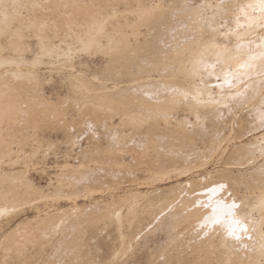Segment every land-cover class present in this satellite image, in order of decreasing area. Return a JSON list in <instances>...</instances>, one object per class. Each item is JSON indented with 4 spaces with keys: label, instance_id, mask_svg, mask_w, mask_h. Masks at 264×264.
Listing matches in <instances>:
<instances>
[{
    "label": "rangeland",
    "instance_id": "374dc122",
    "mask_svg": "<svg viewBox=\"0 0 264 264\" xmlns=\"http://www.w3.org/2000/svg\"><path fill=\"white\" fill-rule=\"evenodd\" d=\"M10 1H12L13 7L8 0H0V55L6 59L15 58L17 60L11 65L12 68L13 66L16 69L20 68L21 72V75L15 78V82L25 83L23 87L18 83L22 88L18 86L20 89H17V93L19 91V100L23 102L16 121L19 130L16 138L21 160L16 169L25 178L23 177L19 180L20 182L15 183L21 192L18 198L0 196V264H100L101 261L104 264L111 261V264H132L133 261L137 262L138 255L141 258L139 264H146L147 260L141 254L148 252L164 256L163 258H153L160 261L161 264H228L229 260L226 258L203 260L193 258L195 257V249L186 246L184 241L168 244L148 242V249L146 248L144 251L134 246L128 247L125 244L121 246L120 241L123 234H121L120 228L124 232L126 228L120 227L119 221L120 219L126 220L124 218L128 215V211L139 205L138 199L130 191L135 189L146 195L160 190L157 194L162 203L171 204L174 198L184 201L181 206L180 204L175 205V211L178 215L175 220L184 222L186 218H190L189 215L192 217L193 226L189 227L184 237V240H189V243L192 241L194 244L192 247L200 242L199 239L206 238L209 239L210 245H230L231 248L240 246L244 242L248 243L250 239H252L251 242L253 241L255 234L252 231L254 229L251 228L250 230L249 225L247 228L243 227L241 231H237L238 235L235 232L237 241L234 235L232 236L234 239H231L234 241L233 243L224 241V238L229 234L223 231L225 229L223 226L221 227L220 223L228 220V218H230L228 220L230 223L241 222L242 220H244L242 222H246L248 221V217H246L248 214L257 218L260 215L258 208L261 205H263L261 213H264V179L257 178L255 176L257 170L253 171V167L256 166L259 173L264 174V0H83L81 4L85 2L87 8L97 9L105 13L93 24L81 17L71 19V21L65 18L61 19L62 16L66 17L64 15L68 14L64 11L70 7V0H25L22 3H19L21 0L19 2L18 0ZM30 1L31 3L33 1L32 5H35L29 4L28 6L27 3ZM45 1H47V5ZM55 1H58L59 3H57L61 6L53 5ZM76 1L79 2L80 0ZM6 2L10 6L6 5ZM72 2L75 5V0ZM14 3L18 5L14 6ZM42 3L46 6H43ZM52 5L54 9L59 6L61 11L58 12V8L52 10ZM34 6L37 10L33 8ZM183 6L198 7L200 15L202 18L204 17L200 22L201 28L206 30L203 38L207 36L205 39L208 40L209 36V40L212 38L216 40L207 43L206 46H210L211 49L201 48L198 53H226L215 61L218 73V77L215 79L220 83V87L212 88V92L200 90L197 97L191 94L192 90L188 87L182 90L190 97V101L205 104L207 109L205 108L201 113L194 112L185 103H173L168 106L167 110L157 112L154 115L165 120L169 119L174 126H178L180 123L188 126L189 129H193L203 120L207 125L205 117L210 112L209 110L216 109L219 111L222 124L215 129V136H219L221 148L212 149L204 139L196 142L198 149H192L187 145L176 148L177 153L182 156L181 159L167 163L163 172V174L169 173L172 178L165 182L155 181L157 187L153 188V185L148 186L146 183L149 178L147 176V164L161 160L162 154H152V148L148 146L147 134L141 131L143 134L140 135V132L136 131L141 124L139 122L133 123V120L129 121L126 118L128 117L127 114L121 113V111L125 112L129 108L128 100L122 102L108 100L105 98L107 95L104 94L108 93L105 91L107 90L106 87L112 91L113 86L116 88L124 87L128 83L124 85L126 82H114L115 80L109 72H106L110 61L108 53L84 48V42L81 39L84 36V30H103V28L110 26V28H117L118 25H110L106 19L120 15L125 27L121 24L118 28L128 31L132 44L138 42L141 45L146 41V36L143 34L148 31L146 29L147 23L142 24L144 27L139 26L142 35L137 36L138 39L131 35L132 26L125 23V16L130 20L134 18L137 20L143 13L151 11V13L154 12L158 15L162 8H165L168 11L164 13L168 17L174 18V14L169 11L170 8L175 7L178 10ZM29 8L32 9L33 14L36 13L42 20V22L38 20V23L40 22L38 25L36 22L38 17L33 16ZM18 10L20 14L23 11L21 14L23 18L17 15ZM29 10L30 12H28ZM36 11H42V16L40 12ZM204 11L208 14L203 13ZM44 12L49 14L45 13L43 16ZM26 13L30 14L28 15L31 18L30 21L28 17L25 18ZM12 14H14L13 17ZM57 18H60L62 22ZM57 21H60L61 25ZM173 22L176 23L177 20ZM30 23L33 24L30 25ZM70 23L71 26H68ZM212 26H215L214 29L210 28ZM68 27H71V30ZM76 28L81 29V31L77 33ZM195 29L197 30V27ZM211 30L215 32L213 33ZM219 31L220 34H218ZM103 34L99 37H104L105 34ZM104 38H101V42L103 45L105 43L104 46L102 45L105 50L108 40L107 37ZM75 40H80L79 44ZM124 42L119 44H124ZM80 45H83V49ZM142 46L140 47L143 48ZM224 47L230 49L219 50ZM46 49L49 51L44 52ZM50 49L52 53H50ZM245 49L250 50L247 53H257L250 56L255 60L253 68L257 70L255 73L258 79L257 83H250L248 78H244L247 70L243 66V61L246 58ZM56 51L60 54L55 55ZM227 53L245 54L238 62L227 59ZM51 55L56 57H51ZM57 58L61 59L58 60ZM94 67H99V70ZM150 72L149 68L139 71L141 75H147ZM178 76L179 74H176L175 79ZM170 77L174 78L172 74ZM20 80L25 82L22 81L23 83H21ZM97 93L103 94L101 99H98L101 96ZM91 95L94 96L92 99H90ZM110 95L112 94L107 97ZM109 104L120 113L117 114ZM143 124H147V122L145 121ZM163 124L165 125V122L162 121L161 125ZM236 143L249 145L244 151H234L232 148ZM229 144L230 146L226 148ZM2 162V157H0V166L4 164ZM115 166L120 167L116 174H113V177L109 175V168ZM138 180L140 184L138 182L131 184L132 181ZM91 182L93 184H90ZM12 184L6 182L4 186L12 187L14 185ZM120 185L123 186L120 187ZM187 188H190L191 191L189 192ZM200 194L202 198L204 196L205 198L198 202L189 200L190 195ZM68 196L78 197L77 202L82 209L76 214L71 211L70 206L73 202ZM221 197L222 200H220ZM111 198H114V201L121 199V204H114L115 209ZM110 200H112L110 205L100 206L98 204L108 203ZM205 202L209 203L210 206ZM123 203L125 207L122 205ZM232 203L238 204L237 209L241 212L239 214L248 213L244 216L246 220L241 219L243 215L240 217L241 221L240 219L237 220L239 217L235 216L236 213L228 209ZM120 205L124 208L121 209ZM56 206L62 207L61 210L69 214L67 213L62 218L50 217L34 220L32 223L21 227L19 232L11 233L12 228L27 217L44 215L49 210H54ZM117 206L120 210L118 209L116 212ZM38 207L40 208L37 210ZM200 209L206 214L197 222L196 215L192 216V214L195 211L200 212ZM113 210L115 211L113 212ZM116 214L121 215L117 217ZM226 214L228 218L225 217ZM232 216L236 218L233 219ZM82 219L89 220L84 227L88 230L85 232V238L89 247L79 239L73 243L76 238L75 235L78 232L81 234L82 225L81 227L78 226L79 228L74 227V230L78 228L77 231L70 232V234H74V237L73 235L72 237L64 236L69 233V229L74 231L72 226ZM98 220L100 221L98 222ZM170 220V216L166 215L164 221ZM90 223L91 227H89ZM261 228L264 230V223ZM243 229L244 231L241 233ZM204 230L209 232L204 233ZM245 234L252 236V238L248 235L245 236ZM160 235L166 239L168 237L166 233H162V230H157L147 234L146 240ZM238 236L242 239H238ZM192 237L193 240H191ZM243 237L248 239L245 238V240ZM66 241L69 242L66 243ZM102 242L107 244H102ZM166 245L174 248L170 250ZM74 246L77 249L74 250ZM75 252L76 254H74ZM258 260L259 264H264V253L259 254ZM234 263L253 264L254 259L250 255L237 259Z\"/></svg>",
    "mask_w": 264,
    "mask_h": 264
},
{
    "label": "bare ground",
    "instance_id": "6f19581e",
    "mask_svg": "<svg viewBox=\"0 0 264 264\" xmlns=\"http://www.w3.org/2000/svg\"><path fill=\"white\" fill-rule=\"evenodd\" d=\"M19 1L20 0H18V2ZM22 1H25V0H21V2H19V3H22ZM52 1H54V0H52ZM70 1H71L70 7L66 8V9L64 8L66 11L68 9V12L64 11L65 13H68L67 14L68 16L67 15H64L66 17L62 16V18H61L62 20H63V18H65V19L71 21V19L81 17V18L87 20L88 23L91 22V24H93L96 19L101 18L103 16L104 12L97 10V9L87 8L85 6V2H84V4L83 3L81 4V2L83 0L79 1L80 4H78L79 2L75 0V5L72 2V0H70ZM95 1H97V0H95ZM8 2L11 3L12 1L8 0ZM45 2L47 5V1H45ZM57 2L58 1L53 2V5L56 6L59 3V2L58 3ZM76 2L78 5L76 4ZM32 3H33V1H32ZM32 3L30 1V3H27V4L29 6V4L32 5ZM200 3H202V2H200ZM12 4L13 3H11V7H13ZM42 4H43V6H46V5H44V3H42ZM6 5H9V3L7 4V2H6ZM15 5H18V4L14 3V6ZM33 5H35V4H33ZM49 5H51V4L49 3ZM53 5L51 6L52 10L54 9ZM58 5L61 6V4H58ZM19 6H21V5H19ZM59 6H57L55 9H57ZM184 6L178 10L175 7L170 8L169 11H171V13L174 14V16H173L174 18L168 17L164 13V12L168 11V9H165V8H162V10L158 13V15H156L154 12L151 13V11L143 13L142 16L137 20L135 18L130 20L127 16H125V21H126L125 23L127 25L132 26L131 35H134L136 37L142 35V32L140 31L139 26L141 25L144 27V25H142V24L147 23L146 29L148 31H146V33H148V34H146V33L143 34L146 36V38H145L146 41L144 40L145 41L144 43H146L145 45H143L144 43H141V45L138 42H137L138 45L135 43L136 41H139L138 37H137L138 39H136V41L134 42L135 44H132L130 42V36H129L128 31H125L126 29H123V30L119 29L120 28L119 26H121V24H123L121 21L123 18L120 15L114 16V17H107V19H106L107 21H109L108 23L110 25L111 24L118 25L119 28L118 27L117 28L116 27L110 28L111 27L110 26V27L103 28V30L102 29H88L86 31L84 30L83 31L84 36L81 39L82 42H84V44L82 43L84 45V48L94 49L96 51H103L105 53H108V55L110 56V58H109L110 61H109V66L106 69V72L107 71L109 72L110 76L113 78V80H115L114 82H121V83L126 82L124 85H126L128 83L124 87L116 88L113 86L112 91L109 89V87H106L107 90H105V91H107L109 94H112V95H110L111 97L110 96L107 97L109 94L104 93L105 95H107V96H105V95L104 96L108 100H115L117 102H119V101L122 102L124 100L125 101L128 100L127 102H128L129 108L125 112L121 111V113H125L128 116V117H126L124 114V118L125 117L128 118L129 121L133 120V123L139 122L141 124L138 127L140 130L136 129V131H139L140 135L143 134V133H141V131H143V132H145V134H147L146 137L148 138V142H149L148 146H151L152 154H159V153L162 154L161 160H159V161L155 160V161L147 164V167H148V175L147 176H149V178H148V182H146V183L148 184V186L153 185L152 186L153 188L157 187V184H156L157 182H155V181L159 180L161 182H163V181L165 182V181L172 178V176L169 175V173L163 174V172H164V169L166 168L167 163H169V162L172 163L173 161H178L179 159H181L182 156L177 153L176 148H181L182 146L187 145V146L191 147L192 149H196L198 147L197 146L198 143L196 144V142L199 141L200 139H204V141H206L212 149L213 148H216V149L221 148V145L219 144L220 141L218 140L219 136H215V132H216L215 129L217 127L219 128V126L222 124L221 120H220V116H219V111L216 109L215 110L214 109L209 110L210 112H208L207 117H205L207 120V123H208L207 125L205 124V120H203L202 123L197 124V126H195L193 129H189L188 126L180 124V123L178 125L179 127L177 125L174 126L172 123H170L171 121L169 119L165 120V119L159 117L158 115H154L157 112L167 110L169 108L168 106L172 105L173 103H176V104L177 103H180V104L185 103V105L189 106L191 108V110H193L194 112L201 113L206 108L205 104L201 103V102L200 103H197V102L194 103V102L190 101V99H189L190 97H188L187 93H184L182 90L185 87H188L190 90H192L191 94L195 95V97H197L198 91H200V90L206 91V92H212V88L214 89V87L215 88L220 87V83L218 82V80L215 79L218 77L215 61L218 60V58L220 56H223L226 53H204V54L198 53L199 49H201V48L211 49L210 46H206L207 43H209L211 41H216V40L213 38L209 40V38H210L209 36H208V40H206L207 36L203 38V36L206 34V32H205L206 30L201 28V26H200L201 25L200 22L202 21V19L204 17L202 18V16L200 15L198 7H197L198 5L196 7L195 6L184 7ZM26 8H28V7H26ZM33 8H35V6ZM10 9H12V8H10ZM16 9H17V7L15 8V10ZM24 9H25V7H24ZM29 9H31V8H29ZM42 9H43V7H42ZM38 10H40V9H38ZM57 10H58V12H59V10L61 11L60 8H58ZM12 12H13V10H12ZM15 12L17 13V11H15ZM15 12H14V14H15ZM28 12H30V10ZM36 12H40V14L42 16V13H41L42 11H36ZM46 12H48V11H46ZM46 12H44L43 16L45 15ZM22 13H23V11L21 12V14ZM30 13H32V9H31ZM203 13H207V12L204 11ZM14 14H12L11 16L13 17ZM21 14L18 10L17 15L21 16ZM28 15H30V14L28 13L27 16L25 15V18L28 17V19L30 21L31 18H29L30 16H28ZM32 15L33 16L35 15L36 17H38L36 13H34V14L32 13ZM51 15H53V13H51ZM55 15H57V14L55 13ZM16 17H18V16H16ZM21 17L23 18V16H21ZM21 17H20V19H22ZM34 18L35 17H33V19ZM33 19H32V21L34 23V20H36V19H34V20ZM41 19H42V17H41ZM57 19L60 20V18H57ZM22 20H24V19H22ZM38 20H40L39 17L37 18V21H36L37 25L40 23V22L38 23ZM62 20H60V21L62 22ZM174 20H177V22L174 23L173 22ZM40 21L42 22V20H40ZM60 21H57V22L60 23V25H61ZM57 22H55V24H57ZM32 24L30 23V25H32ZM124 25L125 24H123V26ZM68 26H71V23L68 24ZM195 27H197V30L195 29ZM213 27H215V26H212L210 28L214 29ZM58 28L60 29V27H58ZM68 28L71 30V27H68ZM55 31L58 32V30H55ZM75 31L78 33L81 31V29L76 28ZM211 31H213V30H211ZM187 32H189V33H187ZM214 32L215 31H213V33ZM102 34L104 35V37H107V40H108V42L106 41L107 47L105 48V50L103 49V47H102L103 44L101 42V38L102 39H105V38L103 36L101 38L99 37ZM211 34H212V32H211ZM218 34H220V31ZM38 35H41V34H38ZM212 35H210V36L212 37ZM145 36H143V37H145ZM75 41H77L76 43L79 44L80 40L79 41L75 40ZM122 42H124V44H119ZM83 45L82 46L80 45L81 48L83 47ZM104 45H105V43H104ZM140 46H142L143 48H141ZM70 48H69V50H70ZM63 49L66 50L64 47H63ZM228 49H230V48L224 47V48H221L219 50H228ZM47 50L49 51V49H46L44 52H48ZM84 50H86V49H84ZM245 50H246V54L245 53H227L228 54L227 59H229L230 61L236 60V61L240 62L241 59L244 57L243 54H245L246 58L243 61V66H245V68L247 70H246V73L244 75V78L245 77L248 78L247 80L250 81V83H257L258 79H257V76L255 75L257 70L253 68L254 64H255V60L250 57L251 55H254L257 53H247L250 50H248V49H245ZM50 53H52V50ZM50 53H48V54H50ZM56 54H60V52L57 53V51H56L55 55ZM61 54L63 55V53H61ZM69 54H71V53H69ZM54 56L51 55V57H54ZM68 57H70V56H68ZM57 59L60 60L61 58L60 59L57 58ZM67 60H69V59H67ZM67 60H65V61H67ZM9 61L11 62V64ZM16 61L17 60L15 58L14 59H10V58L6 59L2 55H0V157H2V160H3L2 163H4L3 165L0 166V196H2L3 198L9 197L12 199L18 198L19 195L21 194L20 188L16 187L15 183H17L20 179H23V177H24L16 169V167L19 165V163L21 161L20 160V154H19L20 152L18 151V142H17V138H16L19 134V130L17 129L18 125H17L16 121L18 118L17 116L20 114V109L22 107L21 103L23 102V101L21 102L19 100L20 99L19 98L20 93H19V91L17 93V89L19 90L20 88H18V86L22 85V87H23V85L25 83L20 84L19 81H16L17 83L15 82V78H17L18 76L21 75V72L19 70L20 68L16 69V67H14V66H13V68L11 67L12 62H16ZM22 61H24V60H22ZM24 62H26V61H24ZM6 65H9V66H6ZM73 65H74V63H73ZM98 68H95V69H98ZM145 68H149L151 72L147 75H141L139 73V71H142L143 69L145 70ZM171 74L173 77L176 74L177 75L179 74V76H178L179 78L178 77L176 79H175V77L172 78V77H170ZM73 76H75V75H73ZM198 77H199V79H197ZM22 81L25 82L24 80H20L21 83H23ZM18 83L20 85H18ZM104 89H105V87H104ZM102 91H101V93H102ZM20 92L22 93V91H20ZM98 95L101 96L103 94H101V95L98 94ZM95 96H97V95H95ZM93 97L91 95V98L90 97L89 98L92 99ZM99 98L101 99L102 96L98 97V99ZM95 99H97V98H95ZM103 100H104V98H103ZM115 104H113V105H115ZM109 105H110V107H112L111 104H109ZM112 109H114V111H115L114 106L112 107ZM115 112H117V109ZM119 113L120 112H117V114H119ZM145 121L147 122V124H143ZM162 121H163V123L165 122V125L164 124L161 125ZM124 122H125V120H124ZM241 122H243V120H241ZM241 122H240V124H241ZM4 123H5V125H4ZM204 141L202 140V142H204ZM202 142H200V143H202ZM248 145L249 144L242 145L240 143H236L235 145H233L232 149L234 151H244L246 146H248ZM228 146H230V144L227 145L226 148H228ZM119 167L120 166H115L114 168H109V172H110L109 175L110 176L112 175L114 177L113 174H116ZM253 168H254L253 171L257 170L255 172V173H257L255 176L257 178L264 179V174L259 173L258 167L255 166ZM210 174H211V172H210ZM6 182L13 183L14 185L12 184L13 185L12 187L4 186ZM137 182L140 184L139 180L138 181H132L131 184H136ZM90 184H93V182H91ZM144 185H146V184H144ZM194 185L197 186V184H194ZM121 186H123V185H120V187ZM129 186H131V185H129ZM133 187H135V186H133ZM136 188L139 189L138 187H136ZM183 189H186V188H183ZM211 189L213 191L212 187H211ZM187 190L189 192L191 191L190 188H187ZM214 191H216V190L214 189ZM130 192L134 193L135 197L138 199L137 202H139V205L138 206L136 205V207H134L133 210L128 211V215L126 216V218H124L126 220L120 219V221H119L120 227H124V229L126 228L125 232L121 231V228H120V232H121V234H123V238L120 241L121 246H123L125 244L128 247L134 246V247L140 248L142 251H144V250H146V248L148 249V245H147L148 242H152V243L160 242L162 244H168V243H173V242L184 241L186 246L188 245L191 248L195 249L194 250L195 257H193L195 259L203 260V259H209V258H212V259L213 258H218V259L226 258L227 260H229L227 262L228 264H236L234 262L237 259H242L243 257H247V256L251 255L254 259L253 264H259L258 256L260 253H264V230L261 228V225L264 223V213H261L263 210V205H261L258 208V210L260 211L259 217L253 218L252 215L245 212V215L246 214L249 215V216L248 215L246 216V217H248L247 218L248 221L242 222L244 220L241 221V219L244 218L246 220V218L244 217L245 215L239 214L241 212H239L237 209L238 204H233L236 202L232 201L233 203L229 206L228 209L231 211H234L236 213L235 216L237 215L239 217L238 218L236 216L238 218L237 220H239L241 215H243L242 218L240 219L241 222H239V223H236V221H235V223H230V221L228 222V220L230 218H228L227 214H226L225 217H227L228 220H226V221L224 220L223 223H220L221 227L223 226V228L225 229V230H223V229L222 230L229 234L228 236H226L224 238V241H228V242L233 243L234 241H231L232 236L234 235V237L235 236L237 237V235H238L237 231L239 232V230L241 231V229L243 227L247 228V226L249 225L250 230H251V228L254 229L252 232H254V234H255V237H254L252 242L250 241L252 239H250L248 241V243L244 242V243H241L240 246L237 245L238 247L235 246V248L234 247L231 248L230 245H228V246L227 245H223V246L222 245L221 246L210 245L209 239L206 238V239H199L200 242L198 244L196 243L197 245L195 247H192V245H194V244H192V241H191V243H189V240H184L185 234L189 230V227L193 226L194 222L192 221V217L189 215L190 218H186V220L184 222H179L178 220H175V218L178 217V215L175 211V209H176L175 205L176 204H180V206L183 205L184 204L183 200L179 201V200H177V198H174V201L171 204H169V203L165 204V203L160 202L159 195L157 194V192H160V190L150 192L146 195L143 192L135 190V189H134V191H130ZM155 193H156V196H154ZM89 196H86V197H89ZM68 197L73 202L72 205L70 206L71 211L73 212V214H76L77 211L82 209V208H80V204H78V202H77L78 197L77 196L76 197L68 196ZM189 197H191V198H189V200H193L194 202H198V201H200V199L205 198V196L202 198L201 194L200 195H192V196L190 195ZM112 200H113L112 204H113L114 209H115V205H116L115 203H117V205H119V203L121 204V199L114 201V198H113ZM112 200H110V202H108V203H103V204L98 203V204L100 206H103L104 204L110 205ZM205 200H208V199H205ZM213 200H215V199H213ZM220 200H222V197L220 198ZM220 200H219V202H220ZM224 201H226V200H224ZM205 203H207V202H205ZM208 204L209 203H207V205ZM58 205H59V203H58ZM122 205H124V203ZM209 206H210V204H209ZM212 206H214V205H212ZM48 207L50 209V206H48ZM52 207H53V205H52ZM56 207L54 208V210L48 209L49 211L47 213H45L44 215H37L36 214L37 216L34 215L33 217H30V218L27 217V219L19 222L15 227H13L11 233L15 234V233L19 232L21 227H23L24 225L32 223L34 220H40V219L42 220V219H46V218H50V217L51 218L52 217L62 218V217L67 215L68 212L66 213L63 210H61L62 207L61 208L60 207L56 208ZM117 207H116V212L119 209V206H117ZM120 207L122 209L123 206L120 205ZM124 207H125V205H124ZM39 208L40 207H38L37 210ZM204 208H206V207H204ZM211 209H212V207H211ZM34 210H36V209H34ZM65 210H67V209H65ZM221 210H224V209H221ZM114 211L115 210H113V212ZM44 212H46V211H44ZM205 214L203 213L202 209H200V212L195 211L192 214V216L196 215V221L198 222L199 220H201V218H203L205 216ZM116 215H118V214H116ZM120 215H118L117 217H119ZM166 215L170 216V218H171L170 221H164V218L166 217ZM229 215H231V214H229ZM235 216H234V218L232 216V218L235 219L236 218ZM116 219H119V218H116ZM100 220H98V222ZM87 221H89V220H87V219L83 220L82 219L81 221H78L77 224H74V226H72L73 227L72 230H74V227H78V226L81 227V225L83 227L82 232L80 231L81 234H79V232H78V234L75 235L76 238H75V240H73V243L78 241V239H79L83 243L88 245L87 247H89V244L86 243V238H85V234H86L85 232H87L88 230H86L84 228V227H86V224H88ZM80 222H81V224H80ZM90 222H91V220H90ZM205 222H207V221H205ZM232 222H233V220H232ZM91 226L92 225L90 223L89 227H91ZM249 227H248V229H249ZM78 228H75V230L77 231ZM70 230L71 229H69V233H68V231H66L68 234L67 235L65 234L64 236H66V237L71 236L72 237V235H73V237H74V234H72V233L70 234V232H75V230L74 231H70ZM157 230H162V233H166L168 236L167 239L160 235V236H155L153 239L146 240L147 234H149L151 231L153 232V231H157ZM207 231L208 230H204V233H207ZM243 231H244V229L242 230L241 233H243ZM235 232L237 235H235ZM245 232H246V229H245ZM252 232L249 231L250 234H252ZM247 235L245 234V236H247ZM230 236H231V238H230ZM248 236H250V235H248ZM236 237H235V239H236ZM250 237L252 238V236H250ZM62 238H64V237H62ZM243 238L245 239L246 237H243ZM193 239L194 238L192 237L191 240H193ZM238 239H242V238H239V236H238ZM246 239H248V238H246ZM62 241H63V239H62ZM87 241L89 242L88 239H87ZM100 241H101V239H100ZM236 241H237V239H236ZM68 242L66 241V243H68ZM105 242H107V241L105 240ZM105 242H102V244ZM203 242H204V244H203ZM240 242H242V241H240ZM240 242H237V243L239 244ZM107 243H105V244H107ZM66 246H67V244H66ZM202 247H203V249H202ZM167 248L172 250L174 247L169 245V246H167ZM67 249L69 250V247ZM75 249H77V248H75V246H74V250ZM68 252H70V251H68ZM74 254H76V252ZM141 255L143 258H145V260H147L146 264H161L160 261H156L153 258L154 257H161V258L164 257L161 255H154V254H151L149 252L146 254H141ZM181 256H183V255H181ZM185 256H187V255H185ZM183 258H184V256H183ZM139 260H141V258L138 255L137 262L133 261L132 264H139ZM111 263H112V261L107 262L105 264H111ZM113 263H115V262L113 261ZM100 264H104V263L101 261Z\"/></svg>",
    "mask_w": 264,
    "mask_h": 264
},
{
    "label": "snow or ice",
    "instance_id": "6c2138e0",
    "mask_svg": "<svg viewBox=\"0 0 264 264\" xmlns=\"http://www.w3.org/2000/svg\"><path fill=\"white\" fill-rule=\"evenodd\" d=\"M236 223H239L238 221Z\"/></svg>",
    "mask_w": 264,
    "mask_h": 264
}]
</instances>
